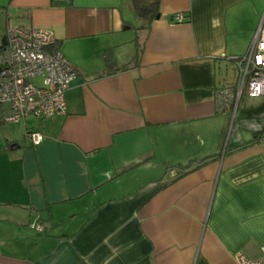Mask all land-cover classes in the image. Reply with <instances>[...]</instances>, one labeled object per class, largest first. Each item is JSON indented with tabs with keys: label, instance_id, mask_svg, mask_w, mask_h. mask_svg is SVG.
<instances>
[{
	"label": "crops",
	"instance_id": "0c3cea01",
	"mask_svg": "<svg viewBox=\"0 0 264 264\" xmlns=\"http://www.w3.org/2000/svg\"><path fill=\"white\" fill-rule=\"evenodd\" d=\"M65 2L0 0L6 29L50 31L77 73L64 114L0 123V264L259 258L264 137L234 150L264 131V97L216 95L237 92L264 0H161L147 30L131 0Z\"/></svg>",
	"mask_w": 264,
	"mask_h": 264
},
{
	"label": "built area",
	"instance_id": "2783aa9c",
	"mask_svg": "<svg viewBox=\"0 0 264 264\" xmlns=\"http://www.w3.org/2000/svg\"><path fill=\"white\" fill-rule=\"evenodd\" d=\"M175 20L181 22L182 15H176ZM54 41L53 34L47 30L7 29L6 41L0 50V104L8 107V114L3 118L5 123H15L30 116L42 119L64 114V94L76 73L59 52L46 51ZM236 62L239 65L237 92L223 90L218 93V108L234 104L235 110L243 90L249 98L264 97V14L247 53ZM28 139L36 146L44 137L30 132ZM35 227L38 232H44L41 225ZM233 261L234 264H264V249L257 259L235 253Z\"/></svg>",
	"mask_w": 264,
	"mask_h": 264
},
{
	"label": "trees",
	"instance_id": "16d2710c",
	"mask_svg": "<svg viewBox=\"0 0 264 264\" xmlns=\"http://www.w3.org/2000/svg\"><path fill=\"white\" fill-rule=\"evenodd\" d=\"M68 1L69 2H65L67 5L70 4L71 0H68ZM160 1L161 0H131L132 10H133L137 20L142 23V27L137 28L136 30H140V29L147 30L150 27L151 23L159 16ZM6 31H7V29H6ZM6 31H5V35L1 39V43L2 44L0 45V50L2 49V47H3V45H4L5 41H6ZM54 43H55V41H54ZM54 43L49 48H47L46 51H48L49 53H54L55 52L54 51V49H55ZM139 52H140V50H139V47H138L136 57L134 58L135 61H137V58L139 56ZM102 57L104 58L107 67H112L113 66V62H112V59H111L110 51H107V50L104 51L102 53ZM75 73H76V71H75ZM76 75H77V73H76ZM232 93L235 94V92H232ZM243 97H246L245 90H243L241 92V94L239 96V99H238V102H237V106L239 105V103L241 102ZM230 105L232 106L233 104H230ZM3 106H6V105L0 104V112H1ZM229 108H230V106H229ZM3 118H4L3 114H0V123H2V119ZM28 135H29V133H28ZM262 137H264V131L255 133V134H253V139L252 140H250L247 143L242 144L240 147H238L234 151H239V150H243V149L249 148L250 146H252L253 144H256L258 142L257 139H261ZM32 146H34V145H32ZM205 162L206 161L197 162V165L194 166V167L198 168L201 165H203ZM192 164H194V163H192ZM190 168H191V165H188L187 167H184L185 173H187L190 170ZM37 225H40V224H37Z\"/></svg>",
	"mask_w": 264,
	"mask_h": 264
},
{
	"label": "rangeland",
	"instance_id": "374dc122",
	"mask_svg": "<svg viewBox=\"0 0 264 264\" xmlns=\"http://www.w3.org/2000/svg\"><path fill=\"white\" fill-rule=\"evenodd\" d=\"M13 25H14V23L11 22L10 23V26H13ZM6 26H7L6 17L3 14V10L0 9V44H1L2 37L5 35V31H6V28H7ZM133 38H135V35L134 34H133ZM68 48L71 49L73 52H75V54L78 56L79 59H81V57H83V54L81 52L80 53L78 52V47L75 46V43L74 42L68 43ZM230 78L231 77H229V80H231ZM244 99H245V97H243V99L241 100V102ZM241 102H240V104H241ZM7 110H8V108H7Z\"/></svg>",
	"mask_w": 264,
	"mask_h": 264
},
{
	"label": "water",
	"instance_id": "95a60500",
	"mask_svg": "<svg viewBox=\"0 0 264 264\" xmlns=\"http://www.w3.org/2000/svg\"><path fill=\"white\" fill-rule=\"evenodd\" d=\"M158 18V17H157Z\"/></svg>",
	"mask_w": 264,
	"mask_h": 264
}]
</instances>
